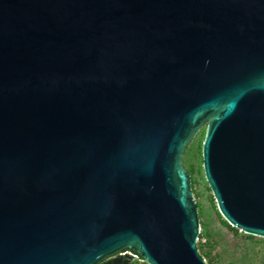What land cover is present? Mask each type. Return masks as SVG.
<instances>
[{"label":"water","instance_id":"1","mask_svg":"<svg viewBox=\"0 0 264 264\" xmlns=\"http://www.w3.org/2000/svg\"><path fill=\"white\" fill-rule=\"evenodd\" d=\"M203 124L219 216L264 239V0H0V264H206Z\"/></svg>","mask_w":264,"mask_h":264},{"label":"rangeland","instance_id":"2","mask_svg":"<svg viewBox=\"0 0 264 264\" xmlns=\"http://www.w3.org/2000/svg\"><path fill=\"white\" fill-rule=\"evenodd\" d=\"M204 131L205 124L200 127L192 140L189 141L181 159L182 165L190 177L193 201L198 206L196 208L199 222L198 234L203 230L204 233L210 236L211 242L218 243V245L212 244L210 256H218L219 259H215L219 263L226 264L230 260L234 264H264V243L260 240L249 241L241 236V232L238 230L237 234L234 235L220 223L214 212L212 206H215V204L210 200V191L203 179L200 151L198 150V144L203 139ZM200 242H203V239ZM119 253L116 256H120ZM125 254L134 257L133 261L127 259L125 264H132L136 260V264H139L140 260L138 256L131 252ZM113 257L115 258V255L109 258ZM204 261L206 263L207 258H204Z\"/></svg>","mask_w":264,"mask_h":264},{"label":"trees","instance_id":"3","mask_svg":"<svg viewBox=\"0 0 264 264\" xmlns=\"http://www.w3.org/2000/svg\"><path fill=\"white\" fill-rule=\"evenodd\" d=\"M202 142V141H201ZM200 142V143H201ZM198 144V150L200 151V147H201V144ZM210 200H211V202L213 203V198H212V196H211V194H210ZM195 207L197 208L198 206H197V204L195 203ZM213 207V209H214V212H215V214H216V216H217V218L220 220V223L222 224V225H224L225 227H226V229L228 230V231H230V232H232L234 235H236L237 234V230L236 229H234V228H232V227H230L229 225H227V223L219 216V214H218V212H217V210H216V208H215V206L213 205L212 206ZM202 232H203V230H202ZM202 232H200L199 234H198V236H197V242H196V248H197V252H198V254L204 259V258H207V262H206V264H224V263H219L218 261H216V259L218 258L219 259V257L218 256H210V248L212 247V244H216V245H218V243H214V242H211V239H210V236L208 235V234H206V233H202ZM241 236H243L245 239H247V240H249V241H251V240H260V241H262L263 243H264V239H262V238H258V237H254V236H250V235H246V234H243V233H241ZM203 239V242H200L201 240ZM210 241V242H209ZM209 244V245H208ZM207 248V249H206ZM216 258V259H215ZM111 260H114V259H109V258H107V259H105V260H103V261H101L100 263H98V264H106L107 262L109 263V262H111ZM137 263V260L136 261H134V263H132V264H136ZM139 264H145L144 262H142V261H139L138 262ZM226 264H234V262H232V261H227V263Z\"/></svg>","mask_w":264,"mask_h":264},{"label":"flooded vegetation","instance_id":"4","mask_svg":"<svg viewBox=\"0 0 264 264\" xmlns=\"http://www.w3.org/2000/svg\"><path fill=\"white\" fill-rule=\"evenodd\" d=\"M182 166H183V165H182ZM123 252H131V251L128 250V249H125V250H123ZM123 256H129V255L125 254V255H123ZM117 257H118V256H115V258L113 257L112 259H116ZM109 259H110V258H109ZM126 260H127L126 258H122L119 264H125V262H127ZM107 263H108V262H107ZM112 264H117V263H112Z\"/></svg>","mask_w":264,"mask_h":264},{"label":"built area","instance_id":"5","mask_svg":"<svg viewBox=\"0 0 264 264\" xmlns=\"http://www.w3.org/2000/svg\"><path fill=\"white\" fill-rule=\"evenodd\" d=\"M125 253H127V252H122V253H119V255L123 256V255H125Z\"/></svg>","mask_w":264,"mask_h":264}]
</instances>
